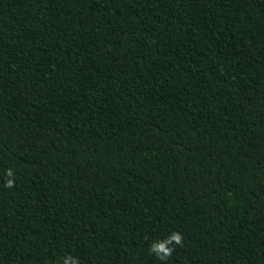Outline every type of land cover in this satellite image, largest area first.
Segmentation results:
<instances>
[{"label":"trees","instance_id":"trees-1","mask_svg":"<svg viewBox=\"0 0 264 264\" xmlns=\"http://www.w3.org/2000/svg\"><path fill=\"white\" fill-rule=\"evenodd\" d=\"M173 231L166 264H264V0H0V264Z\"/></svg>","mask_w":264,"mask_h":264},{"label":"clouds","instance_id":"clouds-1","mask_svg":"<svg viewBox=\"0 0 264 264\" xmlns=\"http://www.w3.org/2000/svg\"><path fill=\"white\" fill-rule=\"evenodd\" d=\"M6 175L8 179L5 186L11 188L14 186L15 172L13 169H8ZM183 241V234L179 231H173L163 240L153 242L150 246V252L166 264L167 260L173 255L175 246L182 245ZM62 264H81V260L78 256L69 253L62 258Z\"/></svg>","mask_w":264,"mask_h":264}]
</instances>
